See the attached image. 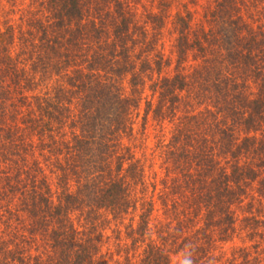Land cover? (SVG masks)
<instances>
[{"label":"trees","instance_id":"1","mask_svg":"<svg viewBox=\"0 0 264 264\" xmlns=\"http://www.w3.org/2000/svg\"><path fill=\"white\" fill-rule=\"evenodd\" d=\"M245 1L212 0L193 31L180 0L146 17L131 0H0V264H109L103 232L130 210V264H264V23ZM142 101L172 125L161 178L122 143Z\"/></svg>","mask_w":264,"mask_h":264},{"label":"rangeland","instance_id":"2","mask_svg":"<svg viewBox=\"0 0 264 264\" xmlns=\"http://www.w3.org/2000/svg\"><path fill=\"white\" fill-rule=\"evenodd\" d=\"M178 8L182 12L190 11L192 12V30H196L198 25L204 21L205 12L207 11L208 6L210 8L212 5V0H180ZM135 6L136 13L139 16H147L150 12H157L156 5L158 4L157 0H131ZM245 7L241 14L246 23L256 27L259 24L264 23V15L261 14L264 11V0H257L255 5H251L250 2H244ZM23 7L16 6L15 9L6 7V10L11 11V17L13 20H18L19 10H22ZM178 8H168L167 11L171 16L175 14ZM163 37L157 44L158 50L161 54L164 55V59L170 63L169 66L165 67L161 71V76H171L175 67V58H176V44L175 39L177 34L173 30V25L171 21L167 22L166 27L163 30ZM191 64L190 60L187 63ZM156 76H154V79ZM150 82H147L146 90L144 92L143 98L152 99L151 92L149 90ZM123 87L125 92H127V85L124 83ZM145 104L142 101L140 104L139 110L133 112L132 121L133 123V133L131 137H127L122 141L123 145L136 148L132 151L136 154V157L142 160H147L146 173L149 177L152 174L156 173L159 178L163 177V167L162 160L159 156L158 143L159 140L165 139L166 142L170 137V132L172 125L165 123L164 127L159 126L158 123L153 121L152 115L149 114L146 118L144 117ZM145 118V119H144ZM42 162V159H41ZM46 164V163H45ZM44 164V165H45ZM43 165V164H41ZM46 174L49 179L55 181V176H51L49 173L48 166L45 165ZM50 180V181H51ZM161 188V187H158ZM122 223H115L114 220L110 219V224L103 232V243L101 247V253L107 259L109 264H130L134 262L133 258L127 259L128 255L134 257L136 254L142 253V244L132 243V234L131 229H135L138 224V215L141 211L130 210ZM169 220L162 215V212H156L154 216L150 219L149 228L155 231V226L157 223H167ZM152 231V232H153ZM155 235V234H154ZM239 242L234 241V244ZM231 244L224 245L223 251L228 256L229 248ZM136 252V254H134ZM133 255V256H132ZM226 257V256H225ZM140 258V257H139ZM182 258L173 257L174 262L180 263ZM132 260V261H131ZM210 264V263H209Z\"/></svg>","mask_w":264,"mask_h":264}]
</instances>
